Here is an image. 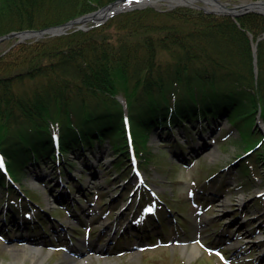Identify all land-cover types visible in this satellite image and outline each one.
<instances>
[{"label": "trees", "instance_id": "16d2710c", "mask_svg": "<svg viewBox=\"0 0 264 264\" xmlns=\"http://www.w3.org/2000/svg\"><path fill=\"white\" fill-rule=\"evenodd\" d=\"M110 1L0 0V35L60 24ZM263 31L258 12L234 20L187 6H145L87 30L21 42L0 57V149L37 161L52 129L77 124L83 131L63 137L62 156L120 131L110 145L121 167L128 153L118 95L139 137L205 116L243 118L251 126L258 110L264 119V38L257 43L256 76L252 56V41ZM239 132L237 145L253 148L258 131ZM253 152L240 164L243 172L264 162L263 149Z\"/></svg>", "mask_w": 264, "mask_h": 264}, {"label": "rangeland", "instance_id": "374dc122", "mask_svg": "<svg viewBox=\"0 0 264 264\" xmlns=\"http://www.w3.org/2000/svg\"><path fill=\"white\" fill-rule=\"evenodd\" d=\"M145 6L172 9L165 0ZM18 44L17 38L0 42V57ZM199 124L187 135L178 126L164 128L143 145L153 157L141 171L165 201L157 214L164 230L154 216L138 221L136 195L129 192L134 178L116 170L105 138L100 146L74 149L69 165L63 158L29 165L20 182L38 205L0 184V264H264V194L255 196L264 190V172L252 171L242 182L241 160L234 161L240 149L224 142L238 131L219 120L200 136ZM55 214L63 225L53 222ZM34 238L43 255L20 259L19 249Z\"/></svg>", "mask_w": 264, "mask_h": 264}, {"label": "water", "instance_id": "95a60500", "mask_svg": "<svg viewBox=\"0 0 264 264\" xmlns=\"http://www.w3.org/2000/svg\"><path fill=\"white\" fill-rule=\"evenodd\" d=\"M128 0H115L110 2L94 11L83 14L76 18L65 21L62 24L54 25L42 29H24L20 31H11L4 35L0 36V42L7 38L18 37L19 41L24 40L25 38L31 36H43L45 34H62L68 28L77 25L80 28H84V24L88 21L94 22H103L105 21L112 13L121 10L120 6H117L120 2H125ZM143 1V0H140ZM156 1V0H152ZM169 2L170 7L177 5H185L190 7H196L202 9L207 13H216V14H227L232 17H237L242 13L249 11H257L264 13V0H250L247 2L240 3H230L223 0H165ZM256 71V66H255Z\"/></svg>", "mask_w": 264, "mask_h": 264}, {"label": "bare ground", "instance_id": "6f19581e", "mask_svg": "<svg viewBox=\"0 0 264 264\" xmlns=\"http://www.w3.org/2000/svg\"><path fill=\"white\" fill-rule=\"evenodd\" d=\"M205 148V146H203ZM203 150V149H202ZM106 229V227H105ZM36 238L32 239L31 242H29V246L22 247L19 250L21 251L20 253V259L23 258L24 256L28 255L29 258H34L37 255L42 254V248L39 247L40 241H35ZM195 253V251H193ZM43 255V254H42Z\"/></svg>", "mask_w": 264, "mask_h": 264}]
</instances>
